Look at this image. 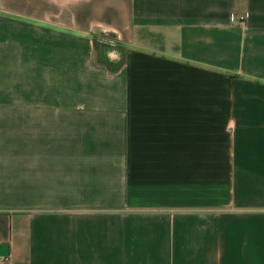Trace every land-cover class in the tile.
I'll use <instances>...</instances> for the list:
<instances>
[{
  "label": "crops",
  "instance_id": "0c3cea01",
  "mask_svg": "<svg viewBox=\"0 0 264 264\" xmlns=\"http://www.w3.org/2000/svg\"><path fill=\"white\" fill-rule=\"evenodd\" d=\"M0 264H264V0H0Z\"/></svg>",
  "mask_w": 264,
  "mask_h": 264
},
{
  "label": "trees",
  "instance_id": "16d2710c",
  "mask_svg": "<svg viewBox=\"0 0 264 264\" xmlns=\"http://www.w3.org/2000/svg\"><path fill=\"white\" fill-rule=\"evenodd\" d=\"M103 34H104L103 32H100L98 35L93 36V45H94V47H96L97 45H100L101 50H103L102 47L112 48V46H109V45L106 44L107 42L104 41V39H101V35H103ZM105 35H109L112 38L114 37L112 35V33L105 34ZM115 47H116V41H115ZM98 63L101 64L102 66H105L107 69L113 70V69L117 68L120 65L121 62H120V59H119V62L116 61V62L112 63V62L107 61L103 55H100Z\"/></svg>",
  "mask_w": 264,
  "mask_h": 264
},
{
  "label": "rangeland",
  "instance_id": "374dc122",
  "mask_svg": "<svg viewBox=\"0 0 264 264\" xmlns=\"http://www.w3.org/2000/svg\"><path fill=\"white\" fill-rule=\"evenodd\" d=\"M103 33L104 34L101 35V39H104V41L107 42L106 44L109 45V46H112V48H114L113 50H115V38L114 37L112 38L109 35H105V34H110L109 32H106V33L103 32ZM102 48H103V50H101L100 45H97L95 47V49L93 51V60H97L99 55H103L102 51H106L107 52V48H109V47H107V48L102 47Z\"/></svg>",
  "mask_w": 264,
  "mask_h": 264
}]
</instances>
